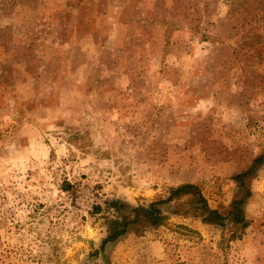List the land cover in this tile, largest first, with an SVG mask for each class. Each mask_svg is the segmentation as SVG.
<instances>
[{"label":"rangeland","instance_id":"rangeland-1","mask_svg":"<svg viewBox=\"0 0 264 264\" xmlns=\"http://www.w3.org/2000/svg\"><path fill=\"white\" fill-rule=\"evenodd\" d=\"M262 154L264 0H0V264H264Z\"/></svg>","mask_w":264,"mask_h":264},{"label":"trees","instance_id":"trees-1","mask_svg":"<svg viewBox=\"0 0 264 264\" xmlns=\"http://www.w3.org/2000/svg\"><path fill=\"white\" fill-rule=\"evenodd\" d=\"M264 162V154L262 155H258L257 157H255L252 160V164H251V168L249 169V172H251L255 166L259 165L260 163ZM247 172H244L242 174H239L235 177V180L238 181V183L240 184V186H242V177L246 174ZM187 192H192L193 196L196 198V201L198 203H200L202 205V208L207 212L208 215H210L212 220H215L216 222L221 223V220H223L224 217H222L216 210H210L205 203V200L202 198V196L198 193L197 189L195 188V186H193L192 184H184L181 186H178L176 188H171L169 195L162 200H159L157 202H152L148 205V207H138L135 208V212H142L143 214H146L149 217V221L152 224H158L159 220H161L163 217L160 213V211L154 207L155 204L157 203H166L171 201L173 198L177 197L180 194L183 193H187ZM249 196V192L247 191L244 195V197H248ZM244 198L241 199H237L231 202V213H229V215H231L233 217V221L235 222H242L244 220L243 217V211H242V205L244 203ZM137 217H135L132 221L129 220H124L122 222V227L120 230L115 231L113 233H111L110 235H108L103 241H102V246L108 242V241H112L114 239H116L119 235L123 234L128 226L129 223L133 222L134 220H136Z\"/></svg>","mask_w":264,"mask_h":264}]
</instances>
